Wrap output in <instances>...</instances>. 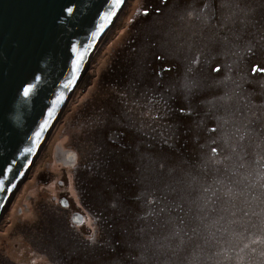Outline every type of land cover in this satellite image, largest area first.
<instances>
[{
  "label": "rangeland",
  "instance_id": "1",
  "mask_svg": "<svg viewBox=\"0 0 264 264\" xmlns=\"http://www.w3.org/2000/svg\"><path fill=\"white\" fill-rule=\"evenodd\" d=\"M96 50L0 216V264H58L46 236L72 264H264V0H125ZM98 165L115 186L84 193ZM111 205L117 250L70 245Z\"/></svg>",
  "mask_w": 264,
  "mask_h": 264
},
{
  "label": "water",
  "instance_id": "2",
  "mask_svg": "<svg viewBox=\"0 0 264 264\" xmlns=\"http://www.w3.org/2000/svg\"><path fill=\"white\" fill-rule=\"evenodd\" d=\"M124 9L125 0H0V216Z\"/></svg>",
  "mask_w": 264,
  "mask_h": 264
},
{
  "label": "trees",
  "instance_id": "3",
  "mask_svg": "<svg viewBox=\"0 0 264 264\" xmlns=\"http://www.w3.org/2000/svg\"><path fill=\"white\" fill-rule=\"evenodd\" d=\"M156 9V8H155ZM159 10V9H158ZM153 11V6L151 7V9L150 8H148V11H147V14L148 15H146V16H144L143 17V21H147L148 20V17H150V14H151V12ZM133 41L134 42H136V39L135 38H133ZM136 46H134V48H135ZM136 49V48H135ZM134 49V50H135ZM159 56V55H158ZM170 67H172V66H170ZM170 70H172V69H170ZM161 73H163L164 74V72H162V71H160V74ZM118 79H116V81L114 82L115 84H116V86L118 85ZM137 84H140V82H137V83H133V85H137ZM119 87V86H118ZM123 90V88L122 87H120V91H122ZM155 94V93H154ZM153 94V95H154ZM155 95H157V94H155ZM167 103H169L170 105H171V107H173V105H174V103H173V101L171 100V99H166V101H165V104H167ZM107 113V115L105 116V119H108V120H111V118L114 116L111 112H106ZM146 133L144 132V135H145ZM163 139V138H162ZM121 144V143H120ZM148 145H149V143H148ZM215 148V147H214ZM219 149V148H218ZM107 162H109V161H107ZM106 162V163H107ZM102 167V165H98V166H96V167H94V169L92 168V170H91V167H90V170H88V176H87V178L84 180V176H82V181H81V183H82V190H83V192L84 193H87L88 192V190L90 189V186H89V184L90 183H92V182H94V179L96 178L97 180H101V181H103V183L104 182H106V184H105V188H107V191L108 192H111L112 190H113V186H115V184L112 182V179H108L107 178V176H105V175H102L101 173H100V168ZM43 175V177H44V174L43 173H41L40 175H38L37 177L38 178H40L41 176ZM141 185V184H140ZM83 193V197H84V201H86V198H85V194ZM111 195H113L114 196V194H111ZM107 201H110V202H114V201H118V200H116L115 198H111V199H109V200H107ZM119 201L121 202L122 201V205H124V200H120L119 199ZM86 203V202H85ZM115 203V202H114ZM120 204V205H121ZM61 206H62V204H61ZM112 206L113 205H111V207H110V209L108 210V212L106 211V214H104L102 211H96V214L98 215L97 216V218H98V221L100 222V224H101V228H102V226H103V228H102V232H103V235H100V237H99V239H98V237H97V243H91V242H89V240H87L86 238H82V239H79V238H75L74 240H72L71 242H70V245L71 244H75V245H77V246H75L74 244V247L75 248H77V251H82V249L84 248V249H86L87 247H91L92 248V250H93V252H97V255L100 253V251H102V250H107L111 245H110V242H107L106 241V238H107V236H111L110 234H111V232L113 231V233H112V236H113V238H114V231L116 230L115 229V227H113V224H114V222L113 223H111L110 221H109V218H108V216L107 215H111V214H109V212H110V210H111V208H112ZM117 207H119V205L118 204H116L115 203V206H114V208H117ZM113 208V209H114ZM112 209V210H113ZM118 214H120L119 213V210H118V212H117ZM189 231V230H188ZM187 231V232H188ZM192 233H194V231L193 232H188V234H189V236H190V234H192ZM139 235V234H138ZM141 236V235H140ZM130 239V238H129ZM133 239V238H132ZM132 239H131V241H132ZM59 240L58 239H56V240H53L52 241V238H50L49 236H46V237H42V240L40 241V247H42V246H44V248H45V250H46V253L47 254H49L50 253V251H51V253H57L59 256H64L62 259H61V261H60V259L59 260H56V261H58V264H61V262H65L66 264H67V262H69L68 264H72V261H70V259H71V257H73L72 256V252L71 251H61V247L63 248V247H65V244H67V242L66 241H62V242H58ZM128 242H130V241H128ZM58 246V247H57ZM59 248V249H58ZM119 248V244H118V241H117V243H115L114 244V246H111V250H117ZM51 249V250H50ZM75 250V249H74ZM77 254H78V252H76ZM117 253H118V255H116L115 257H118L121 253H119L118 251H117ZM67 254H70V256L71 257H69V256H66ZM49 258V257H48ZM54 261H55V259H54Z\"/></svg>",
  "mask_w": 264,
  "mask_h": 264
},
{
  "label": "bare ground",
  "instance_id": "4",
  "mask_svg": "<svg viewBox=\"0 0 264 264\" xmlns=\"http://www.w3.org/2000/svg\"><path fill=\"white\" fill-rule=\"evenodd\" d=\"M97 46H98V45H97ZM97 46H96V48H97ZM90 56H91V55H90ZM81 70L83 71L84 69H81ZM50 130H51V129H50ZM41 144H42V146H43L44 142L41 143ZM33 164H34V163H30L31 168H32ZM18 185H19V183H18ZM52 185H53V184H52ZM52 185H51V187H52ZM22 187H23V185H22ZM17 188H18V186H17ZM17 188H16V189H17ZM21 189H22V188H21ZM18 193H20V192H18ZM15 201H17V200H15ZM15 201H14V202H15ZM2 214H3V212H2ZM2 214H1V215H2Z\"/></svg>",
  "mask_w": 264,
  "mask_h": 264
},
{
  "label": "snow or ice",
  "instance_id": "5",
  "mask_svg": "<svg viewBox=\"0 0 264 264\" xmlns=\"http://www.w3.org/2000/svg\"><path fill=\"white\" fill-rule=\"evenodd\" d=\"M68 11L71 12L72 9L69 8ZM28 92H29V89H28V88H25V89H24V94H25V95H28ZM37 135H39V133H37Z\"/></svg>",
  "mask_w": 264,
  "mask_h": 264
}]
</instances>
